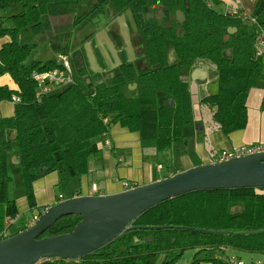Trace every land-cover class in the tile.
Masks as SVG:
<instances>
[{
  "label": "trees",
  "instance_id": "1",
  "mask_svg": "<svg viewBox=\"0 0 264 264\" xmlns=\"http://www.w3.org/2000/svg\"><path fill=\"white\" fill-rule=\"evenodd\" d=\"M220 2L0 0V105L12 104L10 114L0 116V240L18 218L7 190L12 180L8 175L12 156L19 159L16 166L21 169L32 210L36 207L33 182L59 171V165L68 178L86 174L89 156L95 151L93 139L107 133L111 124L138 133L143 147L181 149L185 131L195 123L185 78L199 61L211 63L218 74L217 92L199 102L206 131L229 135L246 127L247 94L264 69V60L254 51L264 31V0L257 1L253 16L246 20L218 12L215 7ZM84 4L90 9L76 18L74 25L103 4L114 5L116 11L130 9L136 15L150 8L167 9L170 18L165 26H151L145 32L148 55L146 68L140 70L138 97L126 94L127 83L134 76L130 66H124L119 76L105 84L85 88L75 82L51 95L38 94L32 73L60 64L57 59L28 62L32 45L19 42V29L43 30L48 27L45 18L73 14ZM13 9L17 14L7 12ZM178 10L184 15L181 29L174 21ZM9 23L13 26H7ZM231 27L237 31L224 41ZM166 40L171 41L174 56L169 63L164 56ZM69 61L73 65L71 58ZM3 78L9 83H3ZM163 94L167 95L164 100ZM13 96L19 98L18 103L11 102ZM237 206L242 209L230 210ZM80 220V216L62 217L41 237L70 232ZM103 248L112 254L80 259L78 264H176L187 248L198 250L190 264L241 263L238 257H229L227 249L264 256V188L193 191L168 199L138 216L131 229ZM198 253L205 254L198 258Z\"/></svg>",
  "mask_w": 264,
  "mask_h": 264
},
{
  "label": "water",
  "instance_id": "2",
  "mask_svg": "<svg viewBox=\"0 0 264 264\" xmlns=\"http://www.w3.org/2000/svg\"><path fill=\"white\" fill-rule=\"evenodd\" d=\"M121 21V35L130 54L128 29ZM183 22V13L176 11V26L181 29ZM236 31L235 27L228 28L223 40H228ZM88 58L93 64L92 56L88 54ZM205 73L203 67H198L191 72V77L203 79ZM11 162L17 165L19 159L12 156ZM236 188H264V152L196 166L115 194L79 196L56 202L46 207L33 225L0 240V264H35L43 258L80 260L126 233L138 216L163 201L193 191ZM236 208L242 209L237 206L230 210L233 212ZM70 215L81 217L70 232L41 237L60 218Z\"/></svg>",
  "mask_w": 264,
  "mask_h": 264
},
{
  "label": "crops",
  "instance_id": "3",
  "mask_svg": "<svg viewBox=\"0 0 264 264\" xmlns=\"http://www.w3.org/2000/svg\"><path fill=\"white\" fill-rule=\"evenodd\" d=\"M225 5L223 4V7ZM239 6L249 17L253 16L254 4L243 0ZM259 58L264 60V53ZM197 66L196 68L203 67L206 70L204 78L192 79L190 73L185 81L188 85L192 107L197 106L199 110V102L217 92L218 74L209 62ZM194 77L196 78L198 75ZM7 82L8 80L5 81V83ZM131 90L136 91V86L129 85L127 92ZM166 96V94L161 95V99H166ZM167 103H171L170 98L167 99ZM246 106V127L229 135H224L219 130L207 132L206 124L200 119L201 113L193 114L195 123L185 131L186 137L183 143L185 148L176 150L167 148L157 151L153 148L143 147L138 133L130 132L118 123L111 124L107 133L93 139L95 151L89 156L86 174L68 178L67 173L59 168V171L46 174L33 182L34 197L38 193L37 199H39L36 200L35 197L36 207L32 209L35 211L27 220L26 225L21 226L18 231L27 227L30 219L34 215H40L44 208L64 200L61 189L62 180H64L65 188L73 186L68 198L115 194L130 189V186H142L196 166L214 163L222 151L244 145L264 144V69L259 76L257 85L251 88L247 94ZM211 148L215 152L211 153ZM192 156H194L193 159L197 156V164L192 163ZM55 186L60 188L58 196L53 194ZM44 191L46 193L42 195ZM6 235L9 236L7 232ZM232 257L235 256L232 255Z\"/></svg>",
  "mask_w": 264,
  "mask_h": 264
},
{
  "label": "rangeland",
  "instance_id": "4",
  "mask_svg": "<svg viewBox=\"0 0 264 264\" xmlns=\"http://www.w3.org/2000/svg\"><path fill=\"white\" fill-rule=\"evenodd\" d=\"M230 0H221L220 4L215 7V9L222 13L224 11L223 4L225 5ZM256 6V5H255ZM108 6L104 5L102 10L97 14L94 15L91 18H88L83 23L74 25V19L75 16L80 14L81 10H78L77 12L69 15L64 16H57V17H51V18H45L44 21L48 23V27L43 30H34L29 27H23L19 29V42L21 44L26 45H32L30 55L28 58V62L31 61H41L42 63H45L47 60H54L58 59L59 56H65L67 58H71L72 53L75 51H79L82 58L84 59L83 67L87 70V75L84 76L82 79H79L78 81L85 87L87 82L95 83L96 79L99 77L96 72H92L87 67V63L85 61V52L87 49V43L90 44L89 47L91 51L94 53L96 62L99 64L100 67H106V65L103 63L104 61L101 60V58L107 59V56L101 57L98 55V48L96 43L92 41V38L90 37L91 33H95L96 31H99L105 24L106 18H105V12L108 10ZM255 8V7H254ZM9 14H17V10H9L7 11ZM125 15L127 17V25H128V38L130 37V43L132 45V52L134 53V64L137 66L140 62L143 60L142 56V45H140V53L137 48V34L133 30L130 21H129V13L128 11H125ZM7 26L12 27L13 24L9 23ZM225 36V35H224ZM223 36V37H224ZM97 37V36H96ZM115 43L118 47L119 43L122 47V51H124L126 48L124 46V38L121 36H117L115 39ZM98 44V43H97ZM169 47V50L166 49V53L172 52V45L171 42H166V48ZM262 52L264 53V47H262ZM262 53V54H263ZM88 56V54H87ZM171 56V55H170ZM166 56L167 62H171L174 60V57ZM120 58L124 59L125 54L120 52ZM108 60V59H107ZM107 68L110 69V71L106 72L105 75L109 76L113 72V64L109 63ZM78 71L75 70L74 74L75 77H77ZM99 74V73H98ZM8 79L5 78L4 80H1L3 83L7 81ZM9 82V80H8ZM86 88V87H85ZM129 97H136L137 91L131 90L130 92L126 93ZM12 111V104H3L0 105V116H7L8 113ZM199 113V110L196 107H193V114L197 115ZM182 148H185L183 146ZM211 153L215 152L213 151V148H211ZM210 154V152H209ZM194 156L191 157L192 163L197 164L198 159L197 156L193 159ZM12 158V157H11ZM10 158V163L8 164V175L12 178L11 182L7 186V190H9V197L14 200L17 210H18V218L10 224V226L6 229V232L9 236L14 235L21 226H25L27 223V220L30 218V216L34 213L35 210H30L28 199L26 196V190L24 186V181L22 178V172L20 167L12 164ZM168 164V163H166ZM61 168L62 165H59ZM48 175V174H47ZM64 180L61 182V189L62 194L64 196V200L69 199V195L71 194V188L73 186H68V188H65V183H63ZM78 189V188H76ZM45 191L42 192V195H45ZM60 193V188L55 186V189L53 191V194L58 196ZM52 195V194H51ZM39 196L38 193L35 194L36 200ZM34 197V198H35ZM44 211V210H43ZM198 250L195 248H187L183 250L181 256L177 259L176 264H190L193 260V256L196 254ZM227 255L230 257L236 256L241 261L242 264H264V256L260 253H252L249 254L248 252H244L241 250H235V249H227L226 250ZM112 253H108L106 251V248H101L91 254H88L87 256L83 257L82 259L87 260H95L98 257H109ZM205 253H198V258L203 257ZM221 258L224 260H228L227 257H225L224 254L220 255ZM208 264V263H206Z\"/></svg>",
  "mask_w": 264,
  "mask_h": 264
},
{
  "label": "flooded vegetation",
  "instance_id": "5",
  "mask_svg": "<svg viewBox=\"0 0 264 264\" xmlns=\"http://www.w3.org/2000/svg\"><path fill=\"white\" fill-rule=\"evenodd\" d=\"M104 5H107L109 7L108 10L105 12V18H106L105 24L99 31H96L93 34L91 33L90 37L92 38V41L94 42L93 44L96 43V45H97L98 55L101 57L107 56L108 60L105 58H101V60L104 61L103 63L106 65V67H103V68L100 67L99 64L96 62V58H95L94 53L91 51V49L89 47L90 44H88V43L86 44L87 49H86V52L84 55H85V61L87 63V67L92 72H96L97 75H99V77L96 79L95 83L87 82L85 87H88V85L94 86V85L108 83L114 77L119 76L120 73L123 72L124 66H130L132 68V70H134V76H133V80H131L127 83V90H128L129 85H135L136 91H137L136 97H138V84H139L140 79L142 78L140 70L146 68V58L145 57H147V55H148V48H147L145 32H147L149 30V28H151V26H165V23L167 21H169V18H170L169 13H168L167 9L164 7L163 8L156 7V8H150L147 11L142 12L141 15H136L130 9H123L122 11H116L114 5L112 6L110 4H103V6ZM103 6L97 11L96 10L92 11V13L88 14V16L80 23H83L88 18H91L94 15H97L102 10ZM81 9H82L81 13L76 15L75 19L78 18L81 14L89 11L90 6L88 4H84L81 8H78L75 12H77L78 10H81ZM125 11H128L130 24H131L133 30L137 34V42H138L137 48L139 50V53H140V49H141L140 45H142V47H143V49H142L143 60L137 66L134 64V60H135L134 59V53L132 52V53L128 54L126 49L124 51H122V47H121L120 43H119L118 47L115 43V39L117 38V36H120V37L122 36L121 35V25H122L121 20L122 19H123L125 25L127 26V29L129 30L128 25H127V17L125 15ZM75 19H74V21H75ZM174 21H175V15H174ZM80 23H78V24H80ZM128 39L130 42L131 41L130 37ZM167 41L171 42L170 40L165 41V48H164L165 59H167L166 58L167 55L170 56L173 54V51L171 52V54L166 53V49L169 50V47L166 48V42ZM130 45H131V43H130ZM171 45H172V43H171ZM124 46H125V41H124ZM125 48H126V46H125ZM132 50L133 49H132V45H131V51ZM120 52L125 54L124 59L120 58ZM87 54L92 56V58L94 60L93 64L90 62ZM71 59H72L73 65L75 66V69L78 71L77 77H75V74H74L75 69H73V67H72L73 65L71 64L74 83L75 82L80 83L78 80L82 79L84 76L87 75V70L85 67H83L84 59L82 58L79 51L73 52ZM166 62H167V60H166ZM206 62H208V61H199V62H197V65L201 66L202 63L206 64ZM109 63L113 64V70H112L113 72L111 73V75L106 76L105 73L110 71V69L107 68ZM167 63H169V62H167ZM127 90H126V92H127Z\"/></svg>",
  "mask_w": 264,
  "mask_h": 264
},
{
  "label": "built area",
  "instance_id": "6",
  "mask_svg": "<svg viewBox=\"0 0 264 264\" xmlns=\"http://www.w3.org/2000/svg\"><path fill=\"white\" fill-rule=\"evenodd\" d=\"M243 0H232L226 3L224 7L225 14H228L234 18L239 20H246L249 16L246 12L240 8V2ZM249 3L256 5L257 0H245ZM262 47H264V31L261 32V35L258 38L257 43L255 44V55L261 56L262 55ZM58 64L59 67H55L50 70L40 71V72H33L32 78L37 84V90L39 95H51L57 91L62 90L63 88L71 85L74 83L72 67L69 59L65 56H59ZM11 102L18 103L19 98L13 96L11 98ZM106 122V120H104ZM264 152V144H257V145H244L239 147H234L227 151L220 152L216 162H223L228 161L233 158H240L247 155H253L257 153ZM134 188L130 186V189ZM38 215H34L27 227L34 224V222L38 219ZM8 237L6 232L1 234V238L4 239ZM35 264H78V260H70V259H61V258H43L37 261ZM232 264H242L240 262H233ZM259 264V263H256Z\"/></svg>",
  "mask_w": 264,
  "mask_h": 264
}]
</instances>
